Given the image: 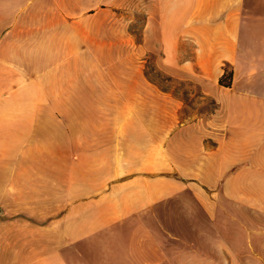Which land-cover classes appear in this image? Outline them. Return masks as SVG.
Returning <instances> with one entry per match:
<instances>
[{
	"label": "crops",
	"instance_id": "0c3cea01",
	"mask_svg": "<svg viewBox=\"0 0 264 264\" xmlns=\"http://www.w3.org/2000/svg\"><path fill=\"white\" fill-rule=\"evenodd\" d=\"M2 220L6 264H264V0H0Z\"/></svg>",
	"mask_w": 264,
	"mask_h": 264
},
{
	"label": "rangeland",
	"instance_id": "374dc122",
	"mask_svg": "<svg viewBox=\"0 0 264 264\" xmlns=\"http://www.w3.org/2000/svg\"><path fill=\"white\" fill-rule=\"evenodd\" d=\"M141 20L144 17V11L140 10ZM145 70L151 79H155L161 88L169 89L172 93L180 97L183 101L182 111L188 112H208L212 110V100L206 97H202L199 93V89L193 82L179 77L170 76L158 68L154 64L153 56L145 57ZM171 77V79H166V77ZM5 222V220L0 221ZM16 222V221H15ZM10 235L16 233H9ZM1 240V239H0ZM19 246L13 237H8V239L0 241V264H6V262L12 261L11 256L16 251L18 252ZM23 263V261H21ZM9 264V263H8Z\"/></svg>",
	"mask_w": 264,
	"mask_h": 264
},
{
	"label": "trees",
	"instance_id": "16d2710c",
	"mask_svg": "<svg viewBox=\"0 0 264 264\" xmlns=\"http://www.w3.org/2000/svg\"><path fill=\"white\" fill-rule=\"evenodd\" d=\"M225 75L228 76V75H229V72H226V73L224 72V76H225ZM166 79H171V77H170V76H169V77L167 76ZM219 81H220V83H223V82H224L223 78H222V79L220 78ZM156 82H157V81H156ZM157 83H158V82H157Z\"/></svg>",
	"mask_w": 264,
	"mask_h": 264
}]
</instances>
